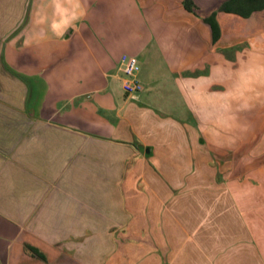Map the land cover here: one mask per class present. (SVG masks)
<instances>
[{"label":"crops","instance_id":"crops-1","mask_svg":"<svg viewBox=\"0 0 264 264\" xmlns=\"http://www.w3.org/2000/svg\"><path fill=\"white\" fill-rule=\"evenodd\" d=\"M193 1L0 0V264H264V9Z\"/></svg>","mask_w":264,"mask_h":264},{"label":"rangeland","instance_id":"rangeland-1","mask_svg":"<svg viewBox=\"0 0 264 264\" xmlns=\"http://www.w3.org/2000/svg\"><path fill=\"white\" fill-rule=\"evenodd\" d=\"M235 4V3H234ZM225 5H226V3H225ZM229 5V4H228ZM223 7V6H222ZM263 19H264V17H263ZM264 21V20H263ZM264 22H260V24L258 25V26H256V28L258 29L262 24H263ZM254 34H258V30H256L255 32H254ZM251 41H253V39H250V40H247V41H245L246 42V44L248 43V44H250L251 45V47H254V45H256V44H254V42L253 43H251ZM245 44V45H246ZM243 45H244V43H243ZM225 51V50H224ZM241 67V66H240ZM240 67H239V69H240ZM245 65H243L241 68L242 69H240L241 71L242 70H244L245 69ZM241 71H240V73H241ZM249 71V74L251 75V71L250 70H248ZM243 72H245L246 73V70H244ZM243 77V76H242ZM241 82H243V81H240V83ZM245 83H246V81H244ZM235 83H238L237 81H235ZM239 85H242V83L241 84H239ZM245 86V85H244ZM236 87V86H235ZM245 87H247V85L245 86ZM245 87H242V86H240L239 87V90L240 89H243V88H245ZM195 201H197V200H195ZM208 204H209V202H208ZM207 204V205H208ZM194 205H197V203H194ZM54 232L55 231H47V237H49V238H52V242H51V244L49 245V247H50V251L51 252H54L55 251V249H57V248H60V247H57V246H55V241H54ZM110 232V233H109ZM32 233L34 234V235H36V236H38L39 235V233H40V231L39 230H33L32 231ZM126 233H127V236L128 237H134V234H131V233H134V232H127V231H119V230H116V231H107V230H103V229H100V230H95L94 231V234H93V236H91V231H89V237L87 238V244L88 245H86V241H85V244L83 243V245L81 244V239H82V237H80V238H78V242H80L79 243V246H78V248H79V251L78 252H81V251H86V248H87V246H89V253L91 252H93L94 253V255H95V260H96V264H99V262L101 261V259H102V256H105L106 254H107V252L111 255V254H113L114 253V255L117 253V250H119V247H121L123 250L125 249V246L123 245V244H121L120 243V245L117 243V241L116 240H118V239H120V237H125V235H126ZM84 235V234H83ZM82 235V236H83ZM85 238V237H84ZM34 247V246H33ZM36 249H38L37 247H35ZM110 248H111V251H109L110 250ZM118 248V249H117ZM114 250V251H113ZM130 250L132 251V254H133V250H134V248H133V246H130ZM29 253H30V255L32 256V257H34L36 260L35 261H39L38 260V258H40V257H38L33 251H31V250H29Z\"/></svg>","mask_w":264,"mask_h":264},{"label":"trees","instance_id":"trees-1","mask_svg":"<svg viewBox=\"0 0 264 264\" xmlns=\"http://www.w3.org/2000/svg\"><path fill=\"white\" fill-rule=\"evenodd\" d=\"M235 1L236 6H233L234 11L238 12L241 16L247 17L254 10L264 9V0H233ZM232 2V3H233ZM183 6L186 10L195 12L193 0H183ZM223 9H228V5L223 6ZM209 23L214 39L217 38L219 33V28L214 20L213 16H210L206 19ZM29 250L33 251L38 257L43 258V255L34 247L27 245Z\"/></svg>","mask_w":264,"mask_h":264},{"label":"built area","instance_id":"built-area-1","mask_svg":"<svg viewBox=\"0 0 264 264\" xmlns=\"http://www.w3.org/2000/svg\"><path fill=\"white\" fill-rule=\"evenodd\" d=\"M120 62L123 71V77L121 79L122 89L128 94L141 91L143 86L137 78L140 67L136 57L123 54Z\"/></svg>","mask_w":264,"mask_h":264},{"label":"flooded vegetation","instance_id":"flooded-vegetation-1","mask_svg":"<svg viewBox=\"0 0 264 264\" xmlns=\"http://www.w3.org/2000/svg\"><path fill=\"white\" fill-rule=\"evenodd\" d=\"M230 1H231V0H230ZM193 2H194V1H193ZM224 5H225V3H224ZM224 5H223V6H224ZM194 9H195V5H194ZM222 9H223V7H222Z\"/></svg>","mask_w":264,"mask_h":264}]
</instances>
